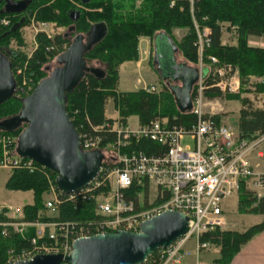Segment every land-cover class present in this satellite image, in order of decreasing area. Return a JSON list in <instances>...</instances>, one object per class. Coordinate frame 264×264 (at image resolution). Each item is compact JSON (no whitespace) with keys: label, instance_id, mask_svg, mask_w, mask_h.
<instances>
[{"label":"trees","instance_id":"1","mask_svg":"<svg viewBox=\"0 0 264 264\" xmlns=\"http://www.w3.org/2000/svg\"><path fill=\"white\" fill-rule=\"evenodd\" d=\"M135 1L137 0H91L83 4L81 0H26L22 12L7 13L3 10L4 1L0 0V51L8 57L16 83H19V77L15 73V67L23 63V73L33 90L46 76L42 69L43 65L52 58H57L71 43L66 33L56 32L47 36L39 31L36 34L37 45L30 52L25 53L10 47L11 41L23 45L20 30L33 18L35 21H50L55 25L72 29L77 35L87 34L92 25L101 24L105 27L103 38L85 51L84 56L88 62L97 61L103 64V73L99 75L87 72L85 77L66 94L68 116L81 137L84 135L98 137L100 147L105 148L107 144L117 140L116 127L127 125V118L132 115L137 116L138 125L156 119H166L168 124L189 127L195 121V116L191 112L178 110L168 87L163 85L158 92H148L143 88L118 91V69L123 62L137 59V42L140 36L154 38L155 34L162 32L171 37L186 62L198 67L199 45L195 24L199 28L207 26L210 28V42L203 46L202 53L203 83L208 86L204 90L205 95L239 101L237 125L240 136L264 133V103L261 106H254L250 97L241 96V92L255 97L264 95V83H254L253 89L250 90L246 88V82L252 76L264 75V47L249 44L250 37H264V0H192V2L141 0L138 7L135 6ZM4 19L8 22L3 23ZM224 27L234 31L235 44L222 42ZM177 28L186 29V33L176 42L172 31ZM209 55L217 58L219 66L230 67L231 71L227 75L234 70L238 71L241 81L239 94H223L216 87L211 86L219 76L210 71L207 58ZM31 90L19 96L16 91L13 97L0 104V122L12 119L20 113L22 100L31 93ZM195 90L196 84L192 87L191 97L194 96ZM109 100L118 112L117 121L105 116V105ZM220 117L219 114L213 116L216 121H220ZM25 124V121L17 120L10 126L4 125L0 127V135L12 136L17 140ZM14 145L16 148V141ZM130 150L159 155L166 151V145L145 138L131 139L129 145L121 148V152ZM1 155L0 146V159ZM104 165L107 168L111 167L106 163ZM34 166L33 170L26 167L12 168L5 181L4 186L8 190L32 193L31 203L21 207L20 215L14 218L15 220L68 222L78 227L89 226V223L99 219L94 198L107 191L108 186L92 189L89 199L77 196L69 200L67 194L61 192L57 213L48 215L44 207V196L50 190V182L57 192L60 191L56 183L57 175L38 163ZM139 193L144 198L141 204ZM126 196L135 201L136 208L149 206L146 180L134 182L126 190ZM254 199L252 191L241 182L238 190V212L264 214V203L251 207ZM160 201V198H156L154 203ZM10 219L0 213V221ZM262 230H264V220L250 225L243 231L216 228L202 234L201 241H210L219 247V257L214 260L215 264H230L241 247ZM46 231L47 229L44 236L38 239L39 241L48 240ZM34 234L35 228L32 226L27 229L24 236L19 234L3 236L0 228V264H5L9 256L17 254L22 248L29 247V238ZM153 256L154 253L142 264H158Z\"/></svg>","mask_w":264,"mask_h":264},{"label":"built area","instance_id":"2","mask_svg":"<svg viewBox=\"0 0 264 264\" xmlns=\"http://www.w3.org/2000/svg\"><path fill=\"white\" fill-rule=\"evenodd\" d=\"M7 22L6 19L3 20V23ZM195 27L199 45L198 68L201 70L203 46L210 42V28L205 26L199 29L196 24ZM207 58L210 71L219 76L211 86L223 94L239 92L240 79L237 70L227 75L231 71L229 66H219L214 56L209 55ZM15 69L17 77L20 78L19 83H16V91H21L27 81V94L31 90V85H28L27 76L23 73L24 66L23 69L16 67ZM254 81L264 83V75ZM203 82L201 71L195 83L196 90L191 100V109L188 110L195 116V121L189 127L168 124L166 119H156L138 125L136 129L126 125L118 126L117 140L107 144L105 148L100 147V138L85 135L81 137L79 134L82 149L100 150L103 154V164L98 176L90 184L67 193V199H75L77 196L89 199L92 189L108 186L107 191L94 198L99 219L89 223V226L76 227L77 225L73 223L58 221H18L8 215L6 208L0 206V213L11 218L0 221L3 236L10 234L24 236L29 227L35 228V234L29 238L30 246L9 256L5 264L31 258L37 253L68 255L72 251L73 242L80 237L116 230L138 231L141 222L165 210L184 213L188 217L187 231L170 246L157 249L153 258L158 264H182L185 258L192 255L198 257L201 251L215 246L210 241H201V236L216 228L224 229L226 219L223 201L238 194L241 182L249 186L254 195L251 207L264 203V133L240 136L238 129L225 122L216 121L213 116L217 115L221 107L217 97L205 95L204 90L208 86ZM143 89L157 92L153 86ZM206 107L209 110H206ZM141 138L166 145V151L159 155H148L136 150L121 152V148L129 145L131 139ZM15 141L13 137L0 135L2 149L0 165L9 169L26 167L33 170L36 162L18 156ZM108 160L112 162L110 168L104 165ZM144 179L148 183V194L150 190L155 198H160L161 201L145 208H136L135 201L126 196V190L134 182H141ZM59 193L61 191L57 192L50 182L51 196L44 201V207L51 214L58 211L61 202ZM138 197H141V193ZM139 201L141 204V200ZM10 209L12 210L9 208V211ZM46 229L48 240L39 241ZM147 258L143 263L147 262ZM60 264L69 263L62 261Z\"/></svg>","mask_w":264,"mask_h":264},{"label":"water","instance_id":"3","mask_svg":"<svg viewBox=\"0 0 264 264\" xmlns=\"http://www.w3.org/2000/svg\"><path fill=\"white\" fill-rule=\"evenodd\" d=\"M3 1V10L7 13H20L26 6V0ZM90 1L81 0L83 4ZM94 26L92 25L91 30ZM90 31L87 33L89 36ZM83 38V34H78L71 40L70 45L56 58L58 66L42 78L22 100L20 113L12 119L0 122L2 127L10 126L17 120L25 121V127L16 140V154L54 171L57 175V186L64 194L90 184L98 176L103 164L100 150L82 149L79 132L66 109L67 92L87 72L99 75L103 73L90 67L84 56V52L101 38L92 41L93 45L91 37L85 43ZM154 39L153 62L158 64L157 70L161 69L159 75L161 74L162 80L180 82V85L169 83L168 88L178 110L186 112L191 109L192 87L202 69L187 63H177L172 54L164 57L163 44L172 53L177 50L173 40L165 32L155 34ZM15 91L16 81L11 63L0 51V104L13 97ZM187 223L188 217L184 213L165 210L141 222L138 231L116 230L80 237L73 242L72 251L68 255L37 253L13 264H60L62 261L69 264H142L157 249L170 246L183 235L187 231Z\"/></svg>","mask_w":264,"mask_h":264},{"label":"rangeland","instance_id":"4","mask_svg":"<svg viewBox=\"0 0 264 264\" xmlns=\"http://www.w3.org/2000/svg\"><path fill=\"white\" fill-rule=\"evenodd\" d=\"M140 3H141V0L135 1V6L138 7ZM40 30H43L44 32L48 33L50 36L56 32L66 33L67 36L71 40L74 38L75 35H77L72 29H68L61 25L59 26L55 25L53 22H50V21H35V19L33 18V20L29 22V24H27L26 26H23L20 30L22 39H23V45H17L15 41H11L9 46L12 47L13 49H18L25 53L30 52L37 45L36 34ZM222 31H223L222 42L227 43V44H235L234 31L231 29L225 28V27L223 28ZM185 33H186V29L177 28L172 31V36L177 42L181 40V38L185 35ZM196 34H197V30H196ZM153 41L155 42L156 39L153 40V38H150L149 36H144V35L140 36L137 42V48H138L137 59L133 60L132 62L125 61L123 62L124 64L122 63L123 65L121 67L119 66L120 67L119 89L121 91H133L134 89L137 90V89L144 88V87L150 88L153 86L156 88L158 92L160 89L163 88V85L166 87H169V81L167 79L165 80L161 79V77L159 76V73L157 72L158 71L156 68L157 65L155 62H153V55H154ZM157 41L159 42L158 37H157ZM160 41L163 42L162 40ZM249 44L255 45V46H264V37H255V36L250 37ZM162 53H164V57H170L172 54V50L167 45L163 44ZM173 55L175 56V60L177 63H187L188 65H192L186 62V60L182 57L179 50H174ZM23 66H24L23 63H19L16 65V68L23 69ZM57 66H58V62L56 61V57H54L49 62L45 63L42 69L47 76L50 73V71L53 70ZM197 66L199 67V65ZM118 73H119V69H118ZM137 77L140 80H138L137 83H135L134 78H137ZM238 77H239V74H238ZM258 77L259 76H252L249 79V81L246 82V88L248 90L253 89V84L256 82L254 80ZM18 79L20 80V78ZM170 83L174 85H179L178 81H170ZM26 90H27V81L25 82L23 89L18 92L17 96L26 94ZM240 90H241V81H240V89H239V92H237V94L240 93ZM241 96L250 97V100L252 101L254 106H261L262 103H264V95L263 96L259 95L255 97L252 94H248V93L246 94V93L241 92ZM217 100L221 107V110L217 113L221 115L220 121L225 122L229 126L237 129L238 128L237 127L238 126L237 125L238 110L240 107L239 101L234 100V99L229 100L223 97H217ZM206 110H209V108L206 107ZM106 115L112 118H115L117 116V112L113 108L111 100H109L107 103ZM128 122H129V128L131 129L137 128L138 121L135 115L130 116ZM10 137L12 138V136ZM107 164L110 165L112 164V162L108 160ZM10 170L11 169H9L8 167L0 165V206L6 208V211H8L9 216L16 218L20 215L21 207L26 203H31L32 193L31 191H13V190H8L5 188L4 184L10 174ZM236 195L237 194H234L226 198L223 201V207L225 210L224 214H225V219H226V224L224 226V229L243 231L250 225H253L255 223H258L264 220L263 215H258L254 213H246V212L245 213L238 212ZM50 196L51 194L49 190L44 196V201ZM155 199L156 198L153 192L149 190L148 200H147L148 205L154 203ZM139 200H141V203L144 202L143 195L139 197ZM9 208H12V210L10 209L9 211ZM46 214L54 215V214H51L50 211H47V210H46ZM214 252L216 253H211V255H217L218 252L217 251H214ZM205 255L206 254H203L201 252L199 259H203ZM190 258L192 257L185 258L183 264L186 262H189Z\"/></svg>","mask_w":264,"mask_h":264},{"label":"crops","instance_id":"5","mask_svg":"<svg viewBox=\"0 0 264 264\" xmlns=\"http://www.w3.org/2000/svg\"><path fill=\"white\" fill-rule=\"evenodd\" d=\"M103 34H104V26L101 25V24H96L94 26V28L90 31V36H89V34L88 35L84 34L83 43H85L88 39H90V37H91V42L94 41V40L97 41L98 39H100L102 37ZM93 44H94V42H92V45ZM253 46H255V45H253ZM262 47H264V46H262ZM127 62H130V61H127ZM123 64H121L120 67ZM89 66L97 69L98 71H103L104 70V65L99 63V62H97V61L96 62L95 61H91L89 63ZM120 67H119V76H120ZM138 80H140L138 77L134 78V82L135 83H137ZM119 85H120V77H119V84L117 86V90L121 91L119 89ZM107 103L105 105V116L107 118H112V117H108L106 115ZM112 106L114 108L113 103H112ZM129 118H130V116L127 118V125L126 126H129V122H128ZM112 119L117 121L118 112H117V116L115 118H112ZM115 124H117V123L115 122ZM247 187L249 188V186H247ZM236 196H237V203H238V194ZM224 212H225V210H224ZM258 215H263L264 216V214H258ZM214 251L218 252V248L215 247V248H211V249H208V250H203L201 252L203 254H206L203 257V259H199L200 258V254L198 255V257H195V256L192 255V256H190V257H192V258L189 259L190 261L186 262L184 264H197V263L198 264H215L214 260L219 257V252L217 253V255H211V253H216ZM230 264H264V230H262L260 233H258L254 237H252L245 245H243L241 247V249L234 255V257L232 258Z\"/></svg>","mask_w":264,"mask_h":264},{"label":"flooded vegetation","instance_id":"6","mask_svg":"<svg viewBox=\"0 0 264 264\" xmlns=\"http://www.w3.org/2000/svg\"><path fill=\"white\" fill-rule=\"evenodd\" d=\"M172 55H173V53H172ZM156 65H157V67H158V64H156ZM157 67H156V68H157ZM157 72L160 73V72H161V69H160V70L158 69ZM160 75H161V74H160ZM160 75H159V76H160ZM160 77H161V79H162V76H160ZM168 81H169V83H170V81H172V80L168 79ZM179 85H180V82H179Z\"/></svg>","mask_w":264,"mask_h":264}]
</instances>
